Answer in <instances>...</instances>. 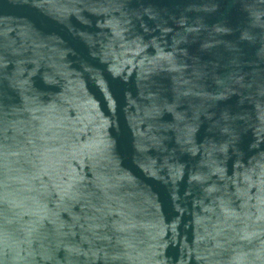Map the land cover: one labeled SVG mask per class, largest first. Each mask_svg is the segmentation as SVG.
<instances>
[{"label": "water", "instance_id": "water-1", "mask_svg": "<svg viewBox=\"0 0 264 264\" xmlns=\"http://www.w3.org/2000/svg\"><path fill=\"white\" fill-rule=\"evenodd\" d=\"M0 264H264V0H0Z\"/></svg>", "mask_w": 264, "mask_h": 264}]
</instances>
